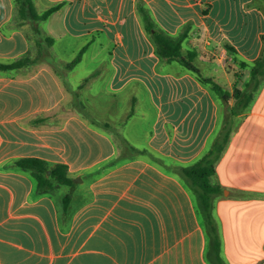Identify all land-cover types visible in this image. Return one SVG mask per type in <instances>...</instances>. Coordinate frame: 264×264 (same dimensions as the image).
Wrapping results in <instances>:
<instances>
[{
  "label": "crops",
  "instance_id": "1",
  "mask_svg": "<svg viewBox=\"0 0 264 264\" xmlns=\"http://www.w3.org/2000/svg\"><path fill=\"white\" fill-rule=\"evenodd\" d=\"M0 0V264H218L183 169L229 127L210 183L226 264H264V0ZM187 31L195 69L156 52L143 15ZM230 47L232 49H230ZM195 52V55L190 52ZM213 79L229 94L203 81ZM68 165L44 191L17 164Z\"/></svg>",
  "mask_w": 264,
  "mask_h": 264
},
{
  "label": "trees",
  "instance_id": "2",
  "mask_svg": "<svg viewBox=\"0 0 264 264\" xmlns=\"http://www.w3.org/2000/svg\"><path fill=\"white\" fill-rule=\"evenodd\" d=\"M20 11L29 10L34 13L37 18H48L56 10L57 6L46 10L44 13L39 14L35 12L33 8L32 0H17ZM143 15L145 21H147L148 29L152 33L153 40L156 47V52L159 55L169 58L170 60H178L186 64L192 69L196 66L193 64L192 58H187L184 53V42L188 38L189 34L187 31L181 32L178 36H173L167 31L158 27L154 17L151 13L144 8ZM264 39V35H263ZM230 49H232L230 47ZM190 54L195 55V52L191 51ZM26 59H18L11 63H0V69H14L24 64ZM208 84L213 85L215 89L222 91L221 87L211 78H203ZM264 83V49L263 54L254 62L252 66V73L250 81L244 90L237 89L234 93L237 99L233 113L235 115L245 112L251 103L253 102L257 90ZM224 100L229 99V94L222 91ZM232 130L227 128L222 135L216 139L211 148L194 164L187 166L183 169V173L190 176L193 179L194 185L197 187L196 190L199 192L202 208L205 217V223L208 229V233L211 238V252L214 255V259L218 264H226L221 252L223 247V238L219 223L215 217V193L220 195L222 187L220 185H213L210 183V178L216 174L217 163L220 161L223 153L225 152L230 139ZM17 164L24 168L31 170L34 177L36 178L39 188L45 190L47 187L52 185L51 176L59 177L62 182H72L69 177L68 165L63 163L51 164L49 161L41 157H24L17 161Z\"/></svg>",
  "mask_w": 264,
  "mask_h": 264
}]
</instances>
